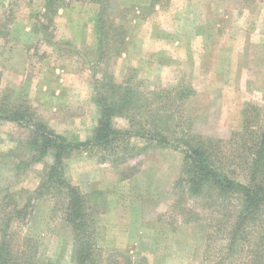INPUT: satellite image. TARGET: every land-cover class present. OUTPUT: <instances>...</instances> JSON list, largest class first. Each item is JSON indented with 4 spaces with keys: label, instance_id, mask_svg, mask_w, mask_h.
Listing matches in <instances>:
<instances>
[{
    "label": "rangeland",
    "instance_id": "1",
    "mask_svg": "<svg viewBox=\"0 0 264 264\" xmlns=\"http://www.w3.org/2000/svg\"><path fill=\"white\" fill-rule=\"evenodd\" d=\"M100 15L112 44L102 56ZM110 82L133 97L113 119L120 131H160L181 146L190 137L221 140L228 167L244 179L231 138L248 104L263 108L264 122V0H0V110L27 108L34 121L86 141ZM121 136L114 147L63 157L64 176L98 205L95 264H249V244L216 226L226 209L180 191L183 147ZM35 148L26 124L0 118V237L9 213L30 203L24 231L40 239L41 256L75 264L56 200L29 202L56 161L53 150ZM190 211L197 220L186 221Z\"/></svg>",
    "mask_w": 264,
    "mask_h": 264
},
{
    "label": "trees",
    "instance_id": "2",
    "mask_svg": "<svg viewBox=\"0 0 264 264\" xmlns=\"http://www.w3.org/2000/svg\"><path fill=\"white\" fill-rule=\"evenodd\" d=\"M46 2L49 6L55 0H46ZM103 19L100 15L97 49L100 56L104 55L103 47L112 45L108 34L105 38ZM109 90L112 91L109 96L102 94L98 96L97 102L103 108V117L93 136L86 141H70L67 137L56 133L39 117L34 121L33 113H29L27 108L21 110L16 106L7 109L4 105L0 110V118L27 125L31 131L33 144H37L36 151L41 152L42 155H46L50 150L54 151L56 161L49 167L48 180L33 192L35 195H31L29 202H34L35 198L46 194H50L51 199L56 200V208L62 211V218L72 231L73 262L95 264L93 255L99 247L93 232L97 230L98 205L89 193L81 191L64 176V154L68 150H79L82 147L84 149L114 147L121 139V135L128 134L151 137L158 143L183 147L186 154L183 169L185 177H180L178 180L180 191L183 194L199 197L204 203L213 201L218 210L225 208L226 211L222 213L223 218L216 225L218 230L225 227L224 236L231 242L239 239L243 244H249L248 247L251 248L248 252L249 264H264V252L261 250L264 245V223L262 225L264 222V122L260 119V111L263 108L248 104L244 110L243 130L234 133L231 138L234 146L231 149V159L240 158L246 172L244 179H240L239 167L230 169L225 161L228 158L223 155L221 140L217 141V144H211L203 138L190 137L189 140H184L181 146L170 141L160 131L156 134L120 131L113 125V119L126 115L127 110L132 106L131 89L112 85ZM118 95L120 97L117 99ZM34 160L38 162L41 157H34ZM29 206L30 203L22 207L16 206V211L10 212L9 217L3 222L0 264H59L50 257H42L40 239L25 233ZM189 213L190 217L186 221L197 220L198 217L192 214V211ZM139 264H143V261Z\"/></svg>",
    "mask_w": 264,
    "mask_h": 264
},
{
    "label": "crops",
    "instance_id": "3",
    "mask_svg": "<svg viewBox=\"0 0 264 264\" xmlns=\"http://www.w3.org/2000/svg\"><path fill=\"white\" fill-rule=\"evenodd\" d=\"M74 4H81L80 2H74ZM60 11H62V10H60ZM68 11H69V8H65V9H63V12H65V15H67L68 14ZM66 17V16H65ZM60 93V91H56V95H58ZM58 109V107H55V110H57ZM12 122V121H11ZM50 127L51 126H53V127H55L54 126V124H51V125H49ZM54 129V128H53Z\"/></svg>",
    "mask_w": 264,
    "mask_h": 264
}]
</instances>
